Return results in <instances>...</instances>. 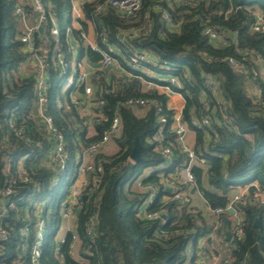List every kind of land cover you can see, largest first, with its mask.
Segmentation results:
<instances>
[{
  "label": "trees",
  "instance_id": "obj_1",
  "mask_svg": "<svg viewBox=\"0 0 264 264\" xmlns=\"http://www.w3.org/2000/svg\"><path fill=\"white\" fill-rule=\"evenodd\" d=\"M101 1L83 6L85 19L80 24L82 30L73 28V18L68 17L71 31L60 37L62 53L70 61V44H82L81 31H87L86 22L91 20L98 34L104 32L105 40L100 37L99 45L106 48L104 41L113 45L124 69L129 70L128 62H125L129 57L128 46L138 52L150 53L158 63L146 68L152 70L156 77L173 76L181 85V89L176 91H180L185 98L183 121L195 134L194 148L203 151L208 161L206 168H195L193 173L209 205L212 208L225 207L231 188L236 186L257 182L264 188L263 81L259 80L263 90L261 106H255L248 94L253 79L251 73L261 72V67L253 62L251 56L259 57L264 65V34L251 31L252 12L258 10L264 13V0H194L193 4L143 0L137 20L133 23L113 11L95 16V6ZM45 4L49 6V16L55 18L58 27L62 26L64 13L71 10L70 0H45ZM21 6L28 13H33L30 0H0V199L2 191L10 186L16 202V207L4 218L12 236L7 253L17 257L20 228L35 224L38 217L45 220L52 232L59 229L63 203H58V194H62L64 189V202L69 197L72 187L69 178L75 173L76 152L100 140L118 114L122 130L120 136L113 140L119 150L112 156L98 155L97 162L104 170L101 189L94 198L84 201V208L78 214L77 233L82 241V257L90 264H183L188 259L186 251L190 242L194 241L196 255L201 249V240L210 234V226L201 210L192 212L178 201H164L163 198L169 194L163 187L149 212L167 213L165 224L161 218L150 220L133 210L146 194L132 190V184L150 170L152 174L143 178L142 183L160 186L161 177L157 168L167 160L149 142L159 127L155 110L151 109L140 117L133 109L123 106L132 97H156L165 105L164 115L168 118L165 135L177 145L175 160L179 164L182 161L180 146L175 141V132H170L174 125L173 113L166 108L169 96L160 95L157 91H143L139 78L119 79L111 73L99 71L94 97L104 102L96 109L104 115V120L103 126H95L96 134L89 136L80 131L83 121L79 108L73 104L75 97H83L84 88L75 86L66 98H58L63 78L61 67L54 63L55 39L49 33L37 32V50L44 40L50 41L44 95L48 103L46 112L63 134L68 154L69 171L61 180L52 158L55 140L41 126L38 116L37 73L22 74V67L30 62L31 54L20 40L24 22L15 12ZM231 9L228 17L218 14ZM163 12L169 13L179 26L177 32L166 29ZM143 26L147 29L139 37L128 40L126 44L118 41L119 35L133 27ZM207 27L228 32L230 38L227 45L216 47L204 35ZM77 54L79 61L88 63H97L101 59L88 47L81 46ZM229 58L242 63L249 73L231 68L224 61ZM164 62L167 64L164 65ZM209 76L219 81L217 97L205 86V79ZM153 82L162 84L156 79ZM205 103L208 109L204 108ZM205 118L212 121L208 132L198 131L191 123L193 119L201 122ZM11 124L16 130L23 131L22 137L17 135ZM136 139L141 144V162L138 164L131 160ZM20 175H23L22 178ZM57 180H61L59 187H55ZM47 201L49 203L44 212H37L36 207ZM93 217L97 219L96 235L95 242L90 243L86 226ZM256 219L261 222L259 228L254 227ZM231 229L232 221L226 216L219 234L224 236ZM243 233L244 238L236 242L230 264H264V208L256 204L246 208ZM34 235L31 230L32 240ZM55 239L52 236L46 240L43 264H80L71 257L72 235L68 234L66 242L60 247ZM188 264L200 263L198 258H193Z\"/></svg>",
  "mask_w": 264,
  "mask_h": 264
},
{
  "label": "built area",
  "instance_id": "obj_2",
  "mask_svg": "<svg viewBox=\"0 0 264 264\" xmlns=\"http://www.w3.org/2000/svg\"><path fill=\"white\" fill-rule=\"evenodd\" d=\"M96 0H84V2H79L77 0H70L71 6V16L73 18V28L77 30L81 29V22L84 21L85 15L83 11V6L86 3H93ZM171 3V0H169ZM173 1V0H172ZM178 2L177 0H175ZM174 1V2H175ZM143 0H102L95 6V16L103 15L109 11H113L119 14L123 19H126L128 22L133 23L137 20L139 11L141 9ZM181 2H188L193 4L194 0H182ZM30 6L33 9V12L37 14V22L35 27L29 28L25 25L26 19L29 16L27 11L21 6L16 9L15 15L18 16L24 22V29L20 35V40L27 47L28 53L31 54V60L29 64L36 72L38 83L36 85V91L38 96V116L41 120V126L46 130V132L53 137L55 140L54 151L52 154L53 163L56 169L60 172V178H62L69 171V164L67 159V153L65 150L64 136L56 127V124L51 116L46 112L48 107L47 98L44 95V90H46V80L45 72L47 70V58L48 54L45 56V68L40 71L38 69L39 63V52L36 49L35 45V35L37 32H45L46 34L52 35L55 39V44H59L55 49V61L54 63L61 67V78L66 79L70 75V69L72 68L76 79L67 80V90L68 92L73 89L75 86L84 88V95L82 98L78 96L73 99V104L80 110V119L83 121V127H80L81 132H86L88 134L89 128L93 129V134H96L95 126L102 125L104 120V115L98 113L96 109L104 105V102L100 99L94 97L95 91L97 89V81L99 77L97 73L99 71L109 72L116 66H121L120 61L122 60L119 57V53L116 52V49L113 45L104 41V46L102 48L99 43L91 44L88 38V35L85 31H81L82 44L77 43L70 44L68 49L71 53L70 61L67 58V55L62 53L60 49V37L62 34H69L70 29L67 28L63 33L56 25L55 18L49 16L48 10L49 6L45 4V0H30ZM231 9L228 12H218V14L228 17L232 13ZM254 18L251 31L254 33L264 34V13L261 11L252 12ZM163 21L165 27L169 31L177 32L179 26L174 23L172 17L169 13H162ZM87 24H95L92 20L86 22ZM147 29V26L143 27H133L128 32L119 35L118 41L122 44H126L128 40L135 39L139 37ZM52 30L55 31V34H52ZM149 31V30H148ZM147 31V32H148ZM204 35L216 46L224 47L229 42L230 34L226 31H221L216 28L207 27L204 30ZM102 37L105 40L104 32L97 35ZM98 42V41H97ZM81 46L88 47L98 55L101 59L97 63H88L86 66L88 70L83 69L82 63L74 60L77 56L78 51ZM38 53H37V52ZM127 53L129 57L125 59V62H128L129 70H126L128 73V80L140 79L143 83L147 84L151 88L158 90L160 95H168L171 98H179L183 100V107L180 109L172 106V104H166L168 111L173 113L172 119L174 120V125L171 127L170 132H175L176 134V143L180 146L182 161L179 164H176L175 160V150L176 144L170 142L165 135V125L168 122L167 116L164 115L165 105H163L160 100L156 97H147L139 98L132 97L129 98L123 106L133 109L136 111H145L144 116L151 110L154 109L156 116L158 117V129L152 138L149 139L151 144L156 146L155 151L160 153L167 162L162 164L157 168L158 176L161 177L160 186L159 185H145L142 183V179L137 180L132 185V190L139 192L140 194H146L143 197L142 202L138 205L140 216L146 217L150 220L163 219V224L166 223L167 213H150L149 210L152 204L156 201V198L160 195L162 187L164 188L165 193L169 194L163 198L167 203L178 201L180 204H184L189 207V210L194 212L201 210L210 226V234L201 240L200 246L201 249L196 253L194 252V241H191L188 249L186 251L187 261L183 264H188L193 258H198L200 264H210L209 260L213 259L214 262L217 260L218 264H230L233 261L232 253L236 249V242L241 241L244 238L243 226L245 224L246 218V208L250 205L256 204L264 208V188H261L257 182L248 183L242 186H236L231 188L229 199L225 207H216L212 208L209 203L205 200L202 191L199 188L196 176L193 171L195 168H206L207 167V158L203 151H197L194 147L188 145L185 142V136L187 134V126L185 125L182 114L185 107V98L180 91L176 89H181L179 81L173 77L168 76L167 78L156 77L152 70H148L147 66H155L158 63L150 53L147 52H138L133 49L132 46L127 47ZM238 51H240L238 49ZM244 52V51H241ZM79 58V57H78ZM254 63L261 67V72H253V79L249 85L248 94L254 101L255 106H261L262 103V88L259 85V80L261 79L264 84V65L261 59L257 56H251ZM231 68L236 71L248 74V69L240 62L234 58H229L224 60ZM71 62V63H70ZM27 64H24L27 67ZM100 64V68H92L91 65ZM167 64L166 62L163 63ZM22 67V74L27 75ZM143 68V69H142ZM31 72V73H32ZM39 73H42L39 76ZM120 79V78H119ZM158 80L162 84H156L153 80ZM205 86L211 90V93L214 96L219 95V81L215 77H207L205 79ZM152 90L151 92L155 91ZM144 91V90H143ZM160 91V92H159ZM147 92V93H151ZM225 107L224 102L222 103ZM204 108L208 109V105L205 103ZM264 112V109H263ZM143 116V117H144ZM211 119L205 118L203 121L198 122L192 120V125L198 130L203 132H208V128L211 125ZM12 128L17 132L19 137L23 136V131L16 130L15 125L11 124ZM103 126V125H102ZM87 130H86V129ZM122 130L121 119L117 114L116 117L111 122L110 127L106 130L100 140L97 142L91 143L90 145L82 148L76 152V157L74 158L75 173L70 179L72 187L70 189V194L68 199L62 204L61 211L62 215L64 214V220H69L73 218L71 211H77L75 213L74 225L72 229L67 231L66 237H61V233L65 231L64 224L61 222L59 229L52 232V236H55V243L58 247L64 244L67 240L68 234L72 235V243L70 246L71 252L75 246V243L80 241L82 246V241L79 238L77 233L78 227V211L77 209L84 208V201L94 198V196L100 191L102 186V177L104 173L101 163L97 162L98 155L104 153V150L109 146L112 140L120 136ZM105 155V154H103ZM112 156V155H106ZM21 172V170H20ZM152 171L147 170L143 175L144 178L149 177ZM23 175H20L22 178ZM61 180H57L55 187L61 185ZM16 180L14 181V184ZM170 190V192H167ZM194 193L192 194V191ZM0 199V264H43V250L40 249L41 244H45L43 230L46 227V222L44 219L38 217L35 224L27 225L20 228L19 237L20 240L17 243L16 250L19 253L17 257H14L10 253H7V246L12 240L11 232L6 225L4 218L9 214V211L13 210L16 207V202L13 200V190L10 186L6 187L2 193ZM85 197L87 199L85 200ZM195 197H198L203 205L201 204L198 208L195 206ZM74 213V212H73ZM79 213V214H80ZM228 216L232 221V229L229 230L226 235L221 236L219 234V229L224 224L225 217ZM209 218L214 220V223H209ZM97 225L96 217L91 218L90 222L86 226L88 239L90 243L95 242V229ZM35 228V237L32 240L31 230ZM37 228V231H36ZM214 231L217 234L218 240L214 239ZM230 235V239H228ZM51 236V237H52ZM222 247V253L217 252V247L214 244ZM28 244V245H26ZM26 245V246H25ZM209 254V251L211 250ZM88 254L92 255L91 252ZM58 255V254H57ZM58 258L60 256L58 255ZM81 264H90V262L82 257ZM11 260V262H10Z\"/></svg>",
  "mask_w": 264,
  "mask_h": 264
},
{
  "label": "rangeland",
  "instance_id": "obj_3",
  "mask_svg": "<svg viewBox=\"0 0 264 264\" xmlns=\"http://www.w3.org/2000/svg\"><path fill=\"white\" fill-rule=\"evenodd\" d=\"M77 1H80V2H84V0H77ZM86 1H88V0H86ZM91 1H93V0H91ZM173 1H175V0H173ZM178 2H180V1H182V0H177ZM176 2V1H175ZM28 13V12H27ZM29 14V16L27 17V19H26V22H25V25L27 26V27H29V28H32V27H35L34 25H35V23L37 22V14L35 13V12H33V13H28ZM68 17H71V11H67L66 13H64V15H63V21H62V26H59L60 27V29H61V31L64 33L65 32V30L68 28V24H67V19H68ZM23 29H24V25H23ZM86 33H87V35H88V38H89V41H90V43L91 44H95V43H97L98 44V39H100V36L98 37L97 35H99L98 33H97V28H96V26H95V24H93V23H91L90 24V30L89 31H86ZM52 34H55V31L54 30H52ZM54 39H56V38H54ZM43 45L38 49V52H39V55H38V57H39V63H38V69H40V71L42 72V70L45 68V56L48 54V52H49V49H50V41L49 40H44L43 42ZM58 45L59 44H55V46L56 47H58ZM37 52V51H36ZM37 52V53H38ZM79 56H78V54H77V56L74 58V60H76V61H79V58H78ZM79 62H81L82 63V67H83V69H85V70H88L87 69V66H86V61H79ZM71 63V62H70ZM24 69H25V71H26V74L28 75L29 73H31L34 69L29 65V64H27V67H25V65H24ZM113 72H115L114 71V68H113V70L111 69V70H109V72L108 73H111V74H113L114 75V73ZM42 75V73H39V76H41ZM73 80V79H76V75H75V73H74V71H73V69L71 68L70 69V75H69V77H66V79H63V80H61L60 81V84H59V87H60V89H59V92H58V98H60V97H63V98H66V96H67V94H68V90H67V80ZM143 90L145 91V92H151L152 90H155V89H153V88H151L150 86H148L147 84H145V83H143ZM179 103H181L180 101H178L177 103H173V105L172 106H174L175 107V105L177 106V104H179ZM137 112V111H136ZM93 132V129L92 128H89V130H88V135L90 136L91 135V133ZM187 132H189V130H187ZM189 134H193L192 132H189ZM188 139H189V136L186 134V136H185V142L187 143V144H189V145H191L189 142H188ZM112 144H115V142H114V140H112V142H111ZM192 146L194 147V144H192ZM142 178H144V175H142L141 177H140V179H142ZM69 181H70V178H69ZM128 186L129 185H127L126 186V188H128ZM127 191H128V189H126ZM62 191V194H58L59 196H58V203L60 202L61 204L62 203H64V198H63V192H65V190L63 189V190H61ZM48 201L45 203V202H42V203H40L39 204V206L38 207H36V209H37V212H44V210H45V208L48 206ZM200 204L199 203H196L195 204V206L198 208V206H199ZM58 207V206H57ZM200 207V206H199ZM53 208V207H52ZM77 210H81L80 208L79 209H77ZM133 210H137L138 212H139V209H138V205L136 206V208H134L133 207ZM72 212V214H73V218H70L69 220H64V214L62 215V222H63V224H64V228H65V231H63L62 233H61V237H66V235H67V231H69V230H71L72 229V226L74 225V220L76 221V219H75V213L77 212V211H71ZM74 212V213H73ZM209 223H211V224H213L214 223V220L212 219V218H209ZM35 230V228H33L32 229V231H34ZM36 231H37V228H36ZM43 236H44V240H47L48 238H50L51 236H52V231L47 227V225H46V227H45V229L43 230ZM213 236H214V239L215 240H218V238H217V234H216V232L214 231V234H213ZM26 245H28V244H26ZM25 245V246H26ZM44 243L43 244H41L40 245V249L41 250H43L44 249ZM214 246L215 247H217V252H219L220 254L222 253V247H220V246H218L216 243L214 244ZM212 251V248H211V250L209 251V254H210V252ZM71 257L75 260V261H78V262H82V258H81V242L80 241H78V242H76L75 243V246H74V248L72 249V253H71ZM209 263L210 264H218L217 263V260L214 262V260L213 259H210L209 260ZM81 264V263H80Z\"/></svg>",
  "mask_w": 264,
  "mask_h": 264
},
{
  "label": "crops",
  "instance_id": "obj_4",
  "mask_svg": "<svg viewBox=\"0 0 264 264\" xmlns=\"http://www.w3.org/2000/svg\"><path fill=\"white\" fill-rule=\"evenodd\" d=\"M80 2V1H79ZM83 2V1H82ZM81 2V3H82ZM90 30V24H88V28H87V31H89ZM113 70V69H112ZM114 71L115 72H113L114 73V75L117 77V78H120V79H128V73L125 71V70H123V68L121 67V66H116V67H114ZM155 91H157L158 92V90H155ZM160 92V91H159ZM169 103L170 104H172L173 105V103H177L178 101H180L181 103H179V104H177V106L175 105V107H177V108H181V107H183V100H181V99H179V98H176V97H174V98H171V97H169ZM137 113V115H139L140 117H143L144 116V114H145V111H137L136 112ZM190 132V131H189ZM189 132H187V135L189 136V139H188V142L191 144L190 146H192V144H195V134L193 133V134H189ZM93 134V133H92ZM189 145V144H188ZM193 147V146H192ZM118 150H119V148H118V146L116 145V144H112V143H110L109 144V146L104 150V153L103 154H105V155H114V154H116L117 152H118ZM193 194V193H192ZM196 203H199V204H201V206L203 205V202H201L200 201V199H198V197H195V204Z\"/></svg>",
  "mask_w": 264,
  "mask_h": 264
},
{
  "label": "water",
  "instance_id": "obj_5",
  "mask_svg": "<svg viewBox=\"0 0 264 264\" xmlns=\"http://www.w3.org/2000/svg\"><path fill=\"white\" fill-rule=\"evenodd\" d=\"M91 67L97 69V68H100L101 65H100V64H97V65H91ZM100 127H101V125L98 126V128H100ZM140 152H141V144H140L139 140L136 139V141H135V145H134V148H133V150H132V154H131V160H132L134 163H136V164H138V163L141 162V155H140ZM167 192H170V190H167ZM192 193H194V190L192 191ZM86 199H87V197H85V200H86ZM79 213H80V210L78 211V214H79ZM260 225H261L260 220H259V219H256L255 222H254V227H255V228H259ZM230 237H231V236L228 235V239H230Z\"/></svg>",
  "mask_w": 264,
  "mask_h": 264
}]
</instances>
